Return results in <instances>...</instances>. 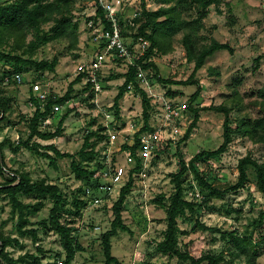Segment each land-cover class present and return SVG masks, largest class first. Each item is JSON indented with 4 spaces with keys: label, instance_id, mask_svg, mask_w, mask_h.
Listing matches in <instances>:
<instances>
[{
    "label": "rangeland",
    "instance_id": "1",
    "mask_svg": "<svg viewBox=\"0 0 264 264\" xmlns=\"http://www.w3.org/2000/svg\"><path fill=\"white\" fill-rule=\"evenodd\" d=\"M4 1L7 0H0V3ZM142 2L150 11L161 5L157 0H124L126 12L130 13L135 8L141 9ZM69 8L72 21L77 23L76 47L70 48L69 39L62 38L39 47L32 54H25V57L30 55L36 60L57 56L59 63L54 72L36 71L31 67L16 71L12 64L0 61V102L7 108L4 114H0V141L10 142L6 143L2 150L7 169L4 174L0 172V183L6 179L7 172L14 170L27 173L33 180L44 178L47 182L57 184L65 194L67 207L70 209L61 221L71 223L73 235L84 247L83 251L75 255L71 264H104L101 235L110 229L113 218L111 206L118 197L120 186L109 195L95 191L94 196L100 201L93 204L90 199L82 198L79 191L83 187L82 181L75 177L70 164L72 159L81 162L76 152L87 133L104 127L100 132L104 136L102 139L92 137L96 141L98 158L81 162V165L91 169L99 168L107 155L113 162L124 165L127 171L124 183L130 169L135 167V160L121 147L124 143L131 145L134 133L143 126L142 104L138 91L132 86L125 92L119 100L117 114L113 107L114 97L124 81L126 65L115 59L107 61L100 76L101 92L89 97L90 90H82L85 85L82 80L73 85L75 96L64 104H59L60 106L54 105L52 113L40 122V130L53 131L61 116L67 115L61 136L47 141L36 138L33 140L42 145L54 143L60 151L74 154L73 158L58 159L55 169L46 159L31 151L19 148L13 152L11 148L16 146L19 140L27 139L29 133V119L35 109L30 99L31 86L38 82L42 89L47 91L48 96H62L77 75V63L96 51V47L88 38L86 28L87 16L91 10L89 2L72 0ZM208 11L203 19L204 26L196 36L198 45L207 44L211 38H215L219 42L228 43L233 49L232 53L218 50L207 57L200 69L193 72L194 63L186 58L181 41L183 32L180 31L172 37L171 47L166 52L158 48L154 50L148 60L153 63V67L144 70L149 88L145 86L143 89L150 97L151 103L150 129L153 122L157 121L153 116L155 106L160 105L159 102L154 103V100L159 101L163 97L185 101L188 108L178 123L180 130L173 138L170 133H162V139L147 158L141 155L140 149L138 150L142 168L133 174V188L122 207L123 222L129 231H118L111 238V253L121 264H190L189 261L169 257L156 250V244L163 238L166 222L165 212L155 200L163 197L164 202H167V198L173 193L171 173L179 170V154L187 162L199 151L213 150L222 142L224 114L208 109L199 111V120L185 137L194 117L192 109L223 105L230 110L232 139L226 151L196 162L200 173L212 185L222 188L235 183L238 177L237 163L241 157L251 155L259 160L264 157L263 146L250 139L244 132L245 121L258 115L260 90L264 92V57L258 63L254 61L257 56L264 54V0H221L218 5H210ZM185 17L188 16L185 14ZM124 33V43L132 51H137L139 46L132 31L124 30ZM30 39L31 35L27 34L25 42ZM2 49L10 51L9 47L0 46V50ZM16 53H21V49ZM15 74L21 76L20 82L15 79ZM158 77L169 81H183L193 77L201 90L195 101L189 103V97L195 92L196 84L161 83ZM150 91L155 96H151ZM45 102L46 100L42 105ZM106 112L110 113L108 120L104 117ZM109 133L114 134L112 143ZM247 174L248 182L241 189L219 198L210 197L207 206L199 210L198 215H188L190 220L184 217L177 219L178 226L185 231L178 237L181 249L194 257L209 249L215 253L222 252L223 261L220 264H264V242L258 244L259 235L264 237V219L261 224L252 225L264 209V195L257 188L255 171L251 166H248ZM185 179L186 184L193 185L192 189L187 188L186 199L197 197L200 202L207 198V195L195 186L192 173H186ZM78 199H84L86 204L76 206ZM22 200L33 202L35 199L22 197ZM228 206L236 211L230 216L222 215L219 211ZM50 207L51 202L46 200L44 207L35 216L30 217L34 227H37L38 221L48 216ZM196 217L200 223L214 230L204 231L198 227L193 229ZM14 223L15 219L10 216V205L0 194V232L18 237L23 245L22 248L8 247L11 255L17 257L25 252L33 253L41 257L43 264H54L64 259L57 234L39 230V240L33 242L29 237L20 236ZM232 230L240 235H250L253 245H260V248L251 250L252 252L256 249L253 262L250 253L237 258L230 255L227 248L230 242L221 240L220 235L223 231ZM0 264L3 262L0 261Z\"/></svg>",
    "mask_w": 264,
    "mask_h": 264
},
{
    "label": "trees",
    "instance_id": "2",
    "mask_svg": "<svg viewBox=\"0 0 264 264\" xmlns=\"http://www.w3.org/2000/svg\"><path fill=\"white\" fill-rule=\"evenodd\" d=\"M72 0H7L0 3V46L9 47L10 51L4 49L0 50V61L12 64L16 71H22L27 67L34 68L36 71L54 72L59 58L53 56L51 59H33L30 55L25 57V54H32L39 47L46 45L54 40L68 38L70 48L76 47L78 43L77 23L72 21L69 5ZM221 0H157L161 5L154 11L146 9L145 3L141 4V15L135 19L139 22L136 31L133 33L134 39L136 37H143L149 42L148 47L144 53L137 59V64L142 69L153 67L149 58L154 54L156 48L166 52L171 47V39L178 32L182 31V44L185 49L186 58L188 61L194 63L193 72L200 69L207 57L211 56L218 50H227L232 53V47L226 42H219L215 38L207 44L198 45L196 36L198 31L204 26L203 19L208 14L210 5H218ZM185 14L188 17H185ZM97 15L103 17V11L98 8ZM105 25L107 23L104 21ZM48 26V28H45ZM124 33V32H123ZM27 34L31 35V39L25 42ZM125 34V33H124ZM21 49V53H16ZM99 48H95L98 50ZM263 55L257 56L254 61L258 63ZM122 62L119 59H116ZM136 67L129 65L124 73V81L119 86L118 92L113 100V107L115 114L119 111V100L123 97L125 92L129 91V84L138 91L141 98L143 126L134 133V140L131 145L124 143L122 149L127 151L135 160V167L130 169L127 181L119 189L118 197L111 206L113 218L110 223V229L101 235V242L104 254V264H121V262L111 253V238L117 234L118 231H129L128 226L123 222L122 207L124 205L126 196L130 193L134 184V173L141 170L142 164L138 150L141 147L140 134L144 131L150 130V97L146 91L139 86L136 81ZM83 73L77 74L76 77L69 83L67 90L62 96L49 95L46 102L42 105L33 96L30 95L31 101L35 105L34 112L29 119V133L27 139L19 140L17 145L12 148L15 152L19 148H24L33 152L39 157L48 161V164L53 168H57V160L66 157L73 158L74 154L60 151L54 143L42 145L33 138L41 140H52L61 136L63 131V122L66 114L59 119L56 128L53 131H42L39 128L40 122L43 121L52 113V107L55 104H64L75 96L73 85L82 81ZM161 83H175V84H196L195 92L189 97V103L194 102L201 90L200 85L190 77L183 81H169L158 77ZM32 89V88H31ZM83 91L90 90L89 97H93L94 93L91 90V83L87 82L84 85ZM170 94V93H168ZM259 113L253 119L245 121L244 132L247 136L255 142L260 143L264 148V92L260 90ZM203 109L214 110L224 114V121L222 124V142L219 146L210 151H199L189 161H185L179 154L178 164L179 170L171 173V183L173 184V193L164 202L163 197H159L158 201L160 207L165 212L166 228L163 232V238L156 244V250L161 254L169 257H176L182 261H189L190 264H220L223 261L222 252L215 253L212 250H206L200 256L194 257L188 251L181 249L179 245V234H184L185 231L180 229L177 223L179 217L188 219V215H198L199 210L207 206L210 197L219 198L222 195L234 192L248 182L247 168L251 166L255 171L256 185L258 190L264 195V157L262 159H255L251 155H245L238 160L237 181L233 184H228L225 187L219 188L212 185L198 170L196 162L207 158L215 157L226 151L227 146L232 139V127L230 125V110L223 106L201 107L199 109H192L194 117L187 128L185 137L188 136L192 128L195 127L199 120V111ZM7 111L6 106L0 102V114ZM105 128L100 127L97 130L87 133L83 139L80 149L76 152L81 159V162L93 161L98 158V151L95 150L96 141L102 139L101 131ZM7 142L0 141V172L5 173L6 167L3 159V147ZM81 162L71 161V169L75 177L82 181L83 187L79 189L82 193L84 188L88 186H95L98 183L97 179L93 178L96 168L84 167ZM192 173L195 180V186L201 193L207 195L206 199L200 202L197 197L186 199L187 188H193V185L186 184V173ZM6 179L0 183V194L7 199L10 205V216L15 219V230L23 237H29L33 242L39 240V230L52 231L59 236L60 246L64 253L62 264H71L75 255L84 250L83 245L73 235L71 223H64L61 221L63 215L70 212L68 200L65 194L61 191L57 184L47 182L44 178L31 179L27 173L10 170L5 174ZM162 196V195H161ZM22 197H33V202H25ZM51 202L48 216L45 219L38 221L37 227L33 226L30 219L35 216L45 204V201ZM76 206H84L86 204L84 199H78ZM219 211V210H218ZM236 210L231 207H225L219 212L222 215L230 216ZM264 219V209L260 212L257 221H253L252 225L261 224ZM193 223V229L197 227L204 231L214 230L203 223H200L196 217ZM260 236L258 244L263 243V238ZM221 240L230 242L227 246L232 258H237L241 255L251 254L253 259L256 253L253 248H260V245H253L250 235H240L237 231L221 232ZM215 240V237H213ZM264 245V244H263ZM8 247L22 248L23 245L18 237L11 235H4L0 232V261L3 264H43L41 257L29 252H25L17 257H13L8 251ZM262 248V247H261ZM264 248V247H263ZM39 250H41L39 248ZM60 256V254H59Z\"/></svg>",
    "mask_w": 264,
    "mask_h": 264
},
{
    "label": "built area",
    "instance_id": "3",
    "mask_svg": "<svg viewBox=\"0 0 264 264\" xmlns=\"http://www.w3.org/2000/svg\"><path fill=\"white\" fill-rule=\"evenodd\" d=\"M91 6V10L87 16L86 28L90 41L98 50L94 51L88 58L77 63L76 74L83 73L82 80L86 84L91 83V90L95 95L102 91L100 76L102 68L107 61L111 59H119L126 65V70L129 65L136 67V81L141 88L148 87V82L145 78V71L137 64V59L141 56L148 47L149 42L143 37H136L138 42V50L132 51L125 43L123 38L124 30L134 33L139 25L135 19L141 15V9H132L129 13L126 12L124 0H87ZM98 8L103 11V17L97 15ZM104 21L107 23L105 25ZM15 79L20 82L21 76L15 74ZM132 84L128 85L130 89ZM32 95L43 103L47 99V91L42 89L37 82L31 86ZM151 96H155L150 91ZM94 101V100H93ZM160 105L155 106L154 118L157 120L151 129L140 134L141 140V155L147 158L153 149L157 147L158 142L162 139V133H170L171 138L180 130L178 127L179 121L184 117V113L188 108L185 101H177L174 99L163 97L159 101ZM59 104H55V106ZM104 117L108 120L110 113L106 112ZM108 131V130H107ZM110 134V142H113L114 134ZM104 158V157H103ZM131 158V157H130ZM129 158V159H130ZM127 171L123 164L115 163L110 157H106L101 162V167L97 168L93 174V178L98 180V183L91 187H85L82 198L90 199L93 204H97L100 199L94 196L95 191L111 194L116 187L120 188L125 184ZM192 195V192H190ZM54 264H62V261Z\"/></svg>",
    "mask_w": 264,
    "mask_h": 264
}]
</instances>
